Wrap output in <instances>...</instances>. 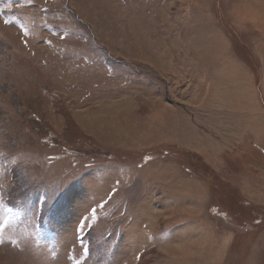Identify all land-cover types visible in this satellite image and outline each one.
<instances>
[{
  "label": "rangeland",
  "instance_id": "1",
  "mask_svg": "<svg viewBox=\"0 0 264 264\" xmlns=\"http://www.w3.org/2000/svg\"><path fill=\"white\" fill-rule=\"evenodd\" d=\"M262 124L264 0H0V264H264Z\"/></svg>",
  "mask_w": 264,
  "mask_h": 264
},
{
  "label": "crops",
  "instance_id": "2",
  "mask_svg": "<svg viewBox=\"0 0 264 264\" xmlns=\"http://www.w3.org/2000/svg\"><path fill=\"white\" fill-rule=\"evenodd\" d=\"M85 62L86 63H90V64H92V65H96V63L93 61V59H90V58H87L86 60H85ZM245 70V71H244ZM244 70L243 71H240L239 70V72H242L244 75H246L247 74V72H246V68H244ZM238 71V70H237ZM219 74V76L221 77V78H224L223 76H221V74L220 73H218ZM217 74V75H218ZM225 76V75H224ZM239 84H240V82H238ZM246 100V99H245ZM242 107H244V108H246V106H242ZM241 111V110H240ZM247 110H243V113L244 112H246ZM242 112V111H241ZM240 112V113H241ZM251 125V121H249V123H248V120H246L245 121V125H246V128L248 127L247 125ZM257 126V128H256V130H259L260 132H264V125L262 124V126H258V125H256ZM248 129V128H247Z\"/></svg>",
  "mask_w": 264,
  "mask_h": 264
},
{
  "label": "snow or ice",
  "instance_id": "3",
  "mask_svg": "<svg viewBox=\"0 0 264 264\" xmlns=\"http://www.w3.org/2000/svg\"><path fill=\"white\" fill-rule=\"evenodd\" d=\"M29 3L32 2V0H28ZM10 7V5H8ZM13 19H16L15 17H13ZM5 23H8V21H5ZM19 27L22 29L23 33L25 35H27V32H28V29L24 26V24H20ZM27 42V41H25ZM4 241L2 239H0V244H3ZM11 243L15 244L16 242L15 241H11ZM87 251V250H86ZM77 264H79V261H77Z\"/></svg>",
  "mask_w": 264,
  "mask_h": 264
}]
</instances>
